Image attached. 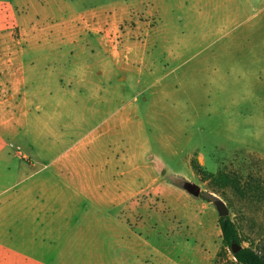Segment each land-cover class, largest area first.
<instances>
[{
  "label": "rangeland",
  "instance_id": "obj_1",
  "mask_svg": "<svg viewBox=\"0 0 264 264\" xmlns=\"http://www.w3.org/2000/svg\"><path fill=\"white\" fill-rule=\"evenodd\" d=\"M263 15L226 38L102 23L20 54L0 5V264H239L219 205L264 256V60L252 114H225V59L264 57Z\"/></svg>",
  "mask_w": 264,
  "mask_h": 264
},
{
  "label": "crops",
  "instance_id": "obj_2",
  "mask_svg": "<svg viewBox=\"0 0 264 264\" xmlns=\"http://www.w3.org/2000/svg\"><path fill=\"white\" fill-rule=\"evenodd\" d=\"M2 4L11 16L13 30L8 34L18 36L20 54L26 50L68 51L70 40L80 37L76 33L89 32L85 29L98 32L102 23H125L123 37L142 40L213 37L222 26L226 38L228 26L236 29L254 14L264 13V0H0ZM261 21L260 30L251 32L248 39L263 43L262 49L264 15ZM53 39L58 40L57 45L51 43ZM233 45L237 51L239 43ZM261 54L252 50L242 57L235 53L234 60L225 59V114H252L248 107L239 108L237 104L260 101L253 92L259 84L260 63L264 60ZM22 66L17 65L19 72ZM238 86L250 89L243 91ZM10 155L6 157L4 151V158L12 159Z\"/></svg>",
  "mask_w": 264,
  "mask_h": 264
},
{
  "label": "trees",
  "instance_id": "obj_3",
  "mask_svg": "<svg viewBox=\"0 0 264 264\" xmlns=\"http://www.w3.org/2000/svg\"><path fill=\"white\" fill-rule=\"evenodd\" d=\"M228 179L226 176L220 178L224 183L225 181H229ZM218 226L221 230L222 242L225 247L231 248L234 241L239 244L241 243L238 230L229 215L220 216ZM233 256L239 264H264V256L250 247H242L239 251L233 253Z\"/></svg>",
  "mask_w": 264,
  "mask_h": 264
},
{
  "label": "water",
  "instance_id": "obj_4",
  "mask_svg": "<svg viewBox=\"0 0 264 264\" xmlns=\"http://www.w3.org/2000/svg\"><path fill=\"white\" fill-rule=\"evenodd\" d=\"M190 190H192L196 194L198 193L197 190H194L191 187H190ZM219 206H220L221 216H227L228 215V212L225 209V207L222 206V205H219ZM231 248H232L233 253H235V252L239 251L242 248V246L239 243H237V242L234 241V242H232Z\"/></svg>",
  "mask_w": 264,
  "mask_h": 264
}]
</instances>
